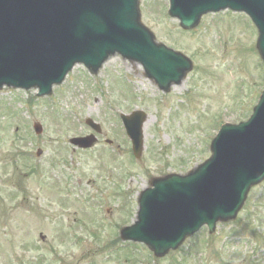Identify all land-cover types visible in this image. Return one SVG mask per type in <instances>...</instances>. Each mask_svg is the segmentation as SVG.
<instances>
[{"label":"rangeland","instance_id":"1","mask_svg":"<svg viewBox=\"0 0 264 264\" xmlns=\"http://www.w3.org/2000/svg\"><path fill=\"white\" fill-rule=\"evenodd\" d=\"M167 5L141 0V20L158 42L191 58L193 69L180 84L160 90L141 64L114 55L96 75L76 65L49 96L0 92V264H264V181L234 220L212 234L201 228L165 256L143 244L119 247L140 191L154 177L184 174L206 160L219 125L246 120L260 94L253 84L264 81L257 31L246 15L227 10L185 30ZM140 109L148 124L134 162L118 114ZM86 118L101 125L102 135L83 152L68 140L92 131ZM34 121L44 127L41 135Z\"/></svg>","mask_w":264,"mask_h":264},{"label":"water","instance_id":"2","mask_svg":"<svg viewBox=\"0 0 264 264\" xmlns=\"http://www.w3.org/2000/svg\"><path fill=\"white\" fill-rule=\"evenodd\" d=\"M172 1V12L185 27L195 25L218 1L221 7L235 9L241 2ZM258 45L264 58L263 37ZM117 52L140 61L163 89L180 81L190 67L185 58L154 43L140 24L138 0H0V87H37L44 95L75 63L83 62L96 72ZM144 119L142 112L124 116L137 156ZM36 129L41 130L39 125ZM257 132L264 135V93L248 122L222 127L213 155L203 166L187 176L157 179L142 193L138 221L122 230L123 238L145 242L163 255L204 223L213 230L218 220L233 217L249 187L264 177V154L260 166L252 165L254 148L264 147ZM72 141L87 146L93 138Z\"/></svg>","mask_w":264,"mask_h":264},{"label":"bare ground","instance_id":"3","mask_svg":"<svg viewBox=\"0 0 264 264\" xmlns=\"http://www.w3.org/2000/svg\"><path fill=\"white\" fill-rule=\"evenodd\" d=\"M147 124H148V121H146V122L144 123V127H146Z\"/></svg>","mask_w":264,"mask_h":264}]
</instances>
